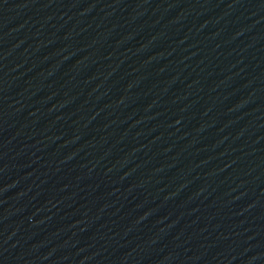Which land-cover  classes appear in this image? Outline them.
Masks as SVG:
<instances>
[{
    "label": "water",
    "instance_id": "obj_1",
    "mask_svg": "<svg viewBox=\"0 0 264 264\" xmlns=\"http://www.w3.org/2000/svg\"><path fill=\"white\" fill-rule=\"evenodd\" d=\"M0 264H264V0H0Z\"/></svg>",
    "mask_w": 264,
    "mask_h": 264
}]
</instances>
